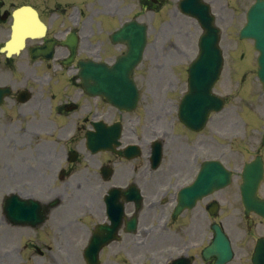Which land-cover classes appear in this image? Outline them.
<instances>
[{
  "label": "flooded vegetation",
  "instance_id": "1",
  "mask_svg": "<svg viewBox=\"0 0 264 264\" xmlns=\"http://www.w3.org/2000/svg\"><path fill=\"white\" fill-rule=\"evenodd\" d=\"M33 4H36L34 7L37 9L41 20H43L47 26L45 34L41 37L28 39L26 48L20 54L8 56L7 53L0 50V86H9L11 89L10 94L4 96L3 102L0 104V124L2 119L5 117V114L12 112L15 114L13 115V119L16 121L14 127L18 128L19 134L31 132V129L35 127L34 119L36 109H39L40 111L43 108H48V110H46V114H48L49 110L53 111L54 109H57L58 114L66 115L68 114L67 110L71 103V107L74 106L77 110L83 109L88 112L93 111L98 104V102L93 101L92 98L86 95L83 91L81 93H77L74 90H71L69 86H66V82L72 81V79L69 78V66H67L64 62L58 64H54L52 62L54 57H61L64 59L69 55V49L67 46L57 42L54 46L53 58L47 59L43 55L33 58L32 50L46 43L50 39H57L60 36L59 28L62 25H65L68 19L65 9H62L58 6L52 7L48 0H40L36 3L33 2ZM3 5V3H0V37L2 36V32H4L3 35L10 37L12 26L14 24V11L21 4L11 2V6ZM49 70H53L54 74L49 76V80L47 81L46 71L48 72ZM24 81H26V84H24ZM45 84L50 85L51 89L54 87V92H52V97L50 100H46L44 98V100H42V98L38 97ZM27 88L31 89L32 97L27 102H21L20 91ZM121 112L122 115L126 114L125 111ZM102 115L105 117L106 113H102ZM45 121H47V118ZM20 122L25 123L23 131H21L20 127L17 125ZM126 135L127 131L124 124L121 140L124 139ZM79 137L80 136L77 138ZM190 146L192 148L190 154H192L193 162L189 163V174H191L196 165L199 164L198 159L200 155L205 154L202 159L208 156L207 147H210L211 144L207 139L202 141L193 140ZM198 148L203 150L201 151ZM216 149L218 150V153L214 156L225 161L223 158L226 154L224 147L220 145L216 146ZM108 154H110V156H107L106 158H90V161L86 163L80 157V154L75 155L69 151L60 152L56 157L55 166L46 170H42L41 172L35 174L34 177L35 179L44 181L46 183L52 181V179L55 180V177L61 178L62 180H66V183L72 186L74 189H86L95 185H99L104 180L105 177L102 173V167L105 164H109V166L112 168L110 177L114 182V185H127L131 181L137 182L136 179L125 181L130 179V176L133 174V172L140 174L142 183L144 184V170H147V167L144 166V158H139V162L133 166L130 163L131 161L124 159V157L114 152ZM32 177V173L27 171L26 178L31 180ZM142 192L143 195H145L143 189ZM232 192H234V190H232ZM169 193L171 194V192ZM164 194L167 195L168 192ZM153 195L156 197V192H154ZM231 196L232 193H229L228 191H219L214 196L213 193L211 195H207L199 202L200 208L198 214L194 211L196 207L190 209L191 213L193 212L194 217H196L198 220H203L205 217L210 219L212 218V215L210 213L209 206L214 201H217L220 206V202H227L231 200ZM146 197L148 198V195H146ZM153 204L157 205L159 208H163L167 206L168 200L163 204H160L158 200H155ZM128 205L131 209H126V213L131 215L134 211V205L132 203ZM82 215H85V213H82ZM260 223L262 226H264V221H260ZM55 228H64L63 223L56 225ZM26 229H28V232H35L37 230L31 227H26ZM122 230V233L125 236L129 235L130 232L125 231V226L122 228ZM40 233V236H43L44 234L48 233V231H40ZM74 233L81 234L82 232ZM194 239H196V237H194ZM252 242L253 241L250 242V239L248 240L247 248L252 246ZM244 244L245 242L241 243V251L244 249ZM201 258L205 264H215L214 260L212 259L205 260L202 256Z\"/></svg>",
  "mask_w": 264,
  "mask_h": 264
},
{
  "label": "rangeland",
  "instance_id": "2",
  "mask_svg": "<svg viewBox=\"0 0 264 264\" xmlns=\"http://www.w3.org/2000/svg\"><path fill=\"white\" fill-rule=\"evenodd\" d=\"M77 1V3H80L81 1L83 2H87L90 1L89 3H85V7L86 8H92L95 5L97 6H101L103 7V9L108 8V4L110 5V8L115 7L116 1L119 0H106V3H99L96 2V0H75ZM121 1V0H120ZM119 1V2H120ZM172 3H174L173 0H171ZM228 10H227V14H225V16L222 19V26H226L229 27L231 30L234 28L236 31L244 24L245 22V12L244 9L245 7L248 5L249 0H243V5H238L237 0H228ZM90 10V9H88ZM86 10V11H88ZM177 15L175 16L173 13L163 15L160 18V15H154L153 12H147L145 14V17H147V19L152 22V17L157 16L158 17V21H160V19H174L173 22H175V27L180 29V37L177 39V43L181 40L183 43H186L187 46L186 48L183 46V48L180 50L179 52V57L176 56H165V50H157L154 47L151 48L149 47V49H147V58L144 61V66L142 67L141 70L144 71V111L145 110H149V112L151 110L152 111V115L154 114H159L162 112L161 107L163 102L164 103H174L176 102V100L179 99L180 96V91L182 89H185L186 87V78H185V70H186V66L188 64V62L192 59V57L195 55V53L197 52V44L196 41L198 39L199 34L201 33V28L195 24V22L187 17H184L182 15H180L179 13H176ZM145 19V18H144ZM157 21V22H158ZM187 24H186V23ZM159 23V22H158ZM160 24V23H159ZM158 24V25H159ZM157 26V25H155ZM194 29V34L191 33V44L190 42L185 38V33L188 31V28ZM104 36V35H103ZM153 39V37H152ZM224 45L226 48H228V40L227 38H225L224 36ZM105 41V39H104ZM245 41V40H242ZM159 45H161V43H159ZM243 46L245 47L244 50L242 52L237 51L234 54V59H235V64L233 66L234 71H242L243 69H245L246 67H248L250 65L251 59L250 57V47L248 46V44L245 42H243ZM151 48V50H150ZM169 51H171L172 53H175L174 51H172L171 49H168ZM151 51V53L149 52ZM242 53L245 54L244 58H241ZM148 54L149 56H151V58L155 61L156 67L154 68V70L152 69V64L149 62L148 59ZM256 55L253 56V58H255ZM177 59V62L180 63V70H179V77L178 79H173V77L171 76V74L167 71V62L168 60H175ZM255 59H253V64H252V70L253 68H255ZM232 71H230L229 74V80L232 79ZM141 74L139 75V77L141 78ZM222 84L221 85H217V91H219L218 88H222L221 90H223L224 92H232L230 90V86L227 85V77L226 75L223 76L222 79ZM252 78L248 79V84L252 85ZM176 87L177 91L174 93H170L168 94L167 91L171 90V88ZM148 89V90H147ZM257 89L256 87L252 86L251 91L255 92ZM233 95V94H232ZM170 98V100L168 99ZM240 105V106H239ZM242 103L241 100H238L236 97L232 96L230 103L228 104V106L226 107V109L218 116V117H214L213 122H212V126H215L216 124H218V119L222 118L225 120H231V121H235V120H239L241 121L240 117L238 116V114L236 115V113L240 110ZM243 107V106H242ZM261 108V107H260ZM172 112L175 113V107H172ZM170 111V108L165 110V113H168ZM242 113V112H241ZM262 122L259 121L258 124ZM154 126L157 128H161V126L163 125V120H159V119H154L153 120ZM246 131L248 133H252L255 132L257 134V130H253L249 127L245 128ZM180 130V129H179ZM241 130L243 131V128L241 127ZM242 141V144L245 143H250L252 141V138H247L246 141ZM245 150V148L243 149ZM35 194L39 195V196H44V192L43 191H37ZM96 204V203H95ZM76 225V224H74ZM13 239H11L12 241ZM144 241H148V239L144 238ZM10 241H7V243ZM124 242H120V244H118L117 246L113 247L111 250H108L106 255H104L105 258V264H115L114 262L110 261V258L113 255L112 250L115 251H119L120 252V258H125L128 262H131L129 257L127 256L126 251L132 249L129 245H125L123 244ZM6 249H11L10 246H6ZM80 249V248H79ZM70 254H74L77 249L75 246V243L70 246L69 248ZM2 253V250H0V254ZM1 264H16V259H15V254L12 253L11 257H10V262H3Z\"/></svg>",
  "mask_w": 264,
  "mask_h": 264
},
{
  "label": "water",
  "instance_id": "3",
  "mask_svg": "<svg viewBox=\"0 0 264 264\" xmlns=\"http://www.w3.org/2000/svg\"><path fill=\"white\" fill-rule=\"evenodd\" d=\"M254 9L258 10L259 12H263L264 13V9H259V5H257ZM199 15V14H197ZM210 17H206L202 19V25L204 26V28L206 29L205 34L203 35L202 39H201V55L204 54L205 55H209L211 53V49L210 46L212 44H214V46L216 47L217 45V41H218V30L213 26V23L211 21V19H209ZM248 24L245 26V28L242 30V34H244L245 36H250V37H254L256 40V47L260 50V65L263 69V77L262 80L264 81V19L259 18L256 13L254 12V10H250L248 13ZM144 32H145V26H144ZM210 33H213L214 36L210 37L208 36ZM146 43V36H144V46ZM129 59L127 57V61L129 62ZM136 63L133 62V65ZM97 64L93 63V62H88L85 65V68H87V70H96L97 69ZM104 69V68H102ZM218 72H219V68L217 69L216 74L213 77V82L216 80L217 76H218ZM89 79H93L92 77H85V80H89ZM88 86L92 89L93 85L88 84ZM94 89V88H93ZM210 95V94H209ZM187 115L189 116L190 114V109H189V100L187 101ZM200 110H198L199 112ZM86 257L88 259L89 264H99L98 261V253L96 254H92L89 253L88 251L86 252Z\"/></svg>",
  "mask_w": 264,
  "mask_h": 264
}]
</instances>
